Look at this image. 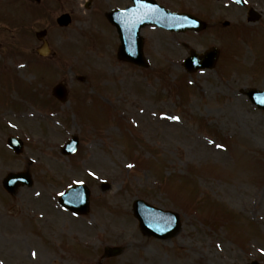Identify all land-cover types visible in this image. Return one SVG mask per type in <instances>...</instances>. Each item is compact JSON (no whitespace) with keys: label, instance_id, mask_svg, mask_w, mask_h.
<instances>
[{"label":"rangeland","instance_id":"1","mask_svg":"<svg viewBox=\"0 0 264 264\" xmlns=\"http://www.w3.org/2000/svg\"><path fill=\"white\" fill-rule=\"evenodd\" d=\"M214 1L174 0L214 22L198 33L145 31L148 68L117 60L116 34L83 24L84 15L52 31L58 6L25 12L22 0L3 2L0 65L18 61L9 65L14 78L0 74V264H83L114 244L124 249L121 264H264V111L241 93L264 90V16L249 24L244 10L233 15L230 4V15ZM242 22L249 28L235 31ZM42 28L58 50L50 70L15 53L26 43L37 56ZM211 46L219 49L214 69L183 70L189 50ZM59 82L63 103L51 95ZM9 135L22 138V154L8 148ZM71 135L78 152L63 156ZM18 172L32 186L8 194L2 181ZM80 181L91 210L77 218L57 209V197ZM136 198L178 214L181 229L166 240L144 236Z\"/></svg>","mask_w":264,"mask_h":264},{"label":"water","instance_id":"2","mask_svg":"<svg viewBox=\"0 0 264 264\" xmlns=\"http://www.w3.org/2000/svg\"><path fill=\"white\" fill-rule=\"evenodd\" d=\"M148 22L149 21H142L133 30L131 29H122V30L119 29L118 30L119 38L121 41L120 46L118 48V57L120 59H124V60L135 62V63H143L142 43H141L140 37L138 36V31L141 26H143L145 23H148ZM150 22L165 25L172 30H179V31L185 30L186 29L185 24H188L187 22H183V19H181L180 17L174 16V15H173V19L169 20V22H166L165 20H153ZM199 27H201V25ZM216 56H217V51L215 48L208 50L205 53H202L200 55H196L194 51H190L189 56L184 61V66L189 71L198 69V68L212 67L216 59ZM192 65H194L193 68H192ZM53 93L60 100L65 99V91L62 89L61 86H57L56 88H54ZM248 95L253 101H257L256 103H258L259 106L264 107V92L256 94L252 90L248 92ZM13 144L15 147V151L19 152L21 149V141L18 140L16 145L15 143ZM76 145H77L76 137H74V140L66 144V146L69 147L70 151H72L76 147ZM65 150L68 151L67 148ZM79 192H81L82 200H81V203L78 204L77 206L78 208H76V210L79 212H85L88 206V199H87L88 190L84 186H79L76 189H73L70 193L71 195H77ZM140 206L142 205L140 202H138L136 205L135 212H136V215L139 217L140 228L142 229V231L148 235L157 236L161 234L160 229L163 227V225H161V223L159 222L156 223V225L150 224L149 221L145 219L144 215L146 214L143 211H141L140 213L139 211ZM170 233L171 231L167 233L166 235L160 236V237H166ZM251 264H257V263L253 262Z\"/></svg>","mask_w":264,"mask_h":264},{"label":"flooded vegetation","instance_id":"3","mask_svg":"<svg viewBox=\"0 0 264 264\" xmlns=\"http://www.w3.org/2000/svg\"><path fill=\"white\" fill-rule=\"evenodd\" d=\"M46 0H22L20 3L21 11L28 12L30 8L41 7ZM47 4L51 6H58L60 10L63 9L64 5L69 6L66 10L70 13L72 19L77 18L78 11L85 14L88 17L89 25H100L107 27L113 31H116L121 25H133L136 21L140 20V17L134 15L136 10H140L143 2L157 3L158 5L172 10L173 0H47ZM5 0H0V6L5 4ZM239 3H234L232 6L235 9V14H240L242 10L247 12L250 7V0H238ZM35 3V4H34ZM257 6L260 12H264V0L260 2L252 1ZM59 4V5H58ZM236 7H241L239 10ZM233 9V10H234ZM2 10V9H0ZM59 10V9H58ZM226 12L229 10L225 8ZM233 12V11H232ZM4 27V26H3ZM6 28V27H5ZM147 28L144 27L143 30ZM118 44V39H116Z\"/></svg>","mask_w":264,"mask_h":264}]
</instances>
